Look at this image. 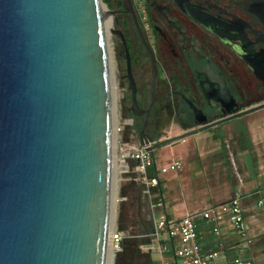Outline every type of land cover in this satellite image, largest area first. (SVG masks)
I'll list each match as a JSON object with an SVG mask.
<instances>
[{"label": "water", "instance_id": "1", "mask_svg": "<svg viewBox=\"0 0 264 264\" xmlns=\"http://www.w3.org/2000/svg\"><path fill=\"white\" fill-rule=\"evenodd\" d=\"M112 15L102 0H0V264H105L112 140L107 38H122L105 29ZM154 79L153 70L147 111ZM187 103L193 128L149 145V152L264 107H231L228 117L207 123Z\"/></svg>", "mask_w": 264, "mask_h": 264}, {"label": "flooded vegetation", "instance_id": "2", "mask_svg": "<svg viewBox=\"0 0 264 264\" xmlns=\"http://www.w3.org/2000/svg\"><path fill=\"white\" fill-rule=\"evenodd\" d=\"M107 9L111 28L122 36H113L121 114L130 112L131 126L140 127L139 142H153L145 133L149 125L158 132L166 122L193 125L187 101L207 123L228 117L231 107L264 104V0H117Z\"/></svg>", "mask_w": 264, "mask_h": 264}, {"label": "crops", "instance_id": "3", "mask_svg": "<svg viewBox=\"0 0 264 264\" xmlns=\"http://www.w3.org/2000/svg\"><path fill=\"white\" fill-rule=\"evenodd\" d=\"M243 124L237 133L226 127L220 137L207 129L165 146L170 158L160 168L173 162L180 168L156 173L167 216L196 215L197 245L205 253L217 252L214 264H264V109L245 117ZM153 164L157 172L155 159ZM235 195L244 209L243 235H236L228 223L205 222L198 215Z\"/></svg>", "mask_w": 264, "mask_h": 264}, {"label": "built area", "instance_id": "4", "mask_svg": "<svg viewBox=\"0 0 264 264\" xmlns=\"http://www.w3.org/2000/svg\"><path fill=\"white\" fill-rule=\"evenodd\" d=\"M127 126L132 125L131 119L126 121ZM143 142L132 144L128 140L117 142L118 145V173L122 180L136 185L140 196L145 200L152 231L145 235L148 238L146 250L149 254L158 256L159 264H214L218 257L216 251L205 253L197 245L196 224L193 214L186 213L179 219H171L165 211V203L159 191V179L149 175V170L154 168L151 152L147 150L149 145ZM112 165V158H111ZM180 164L173 162L169 165L155 169L158 174L179 170ZM121 202L125 197L119 198ZM240 196L235 195L227 203L212 206L198 215L205 221L215 224L228 223L236 235H243L246 229L244 223V209L240 203ZM261 205V202L258 203ZM217 234V230H214ZM112 247V262L115 254L120 251L122 241L121 232L113 228L108 236ZM232 264H246L238 260Z\"/></svg>", "mask_w": 264, "mask_h": 264}, {"label": "rangeland", "instance_id": "5", "mask_svg": "<svg viewBox=\"0 0 264 264\" xmlns=\"http://www.w3.org/2000/svg\"><path fill=\"white\" fill-rule=\"evenodd\" d=\"M110 28H111V24H110ZM117 50H118V44L115 42L114 37L112 35H109L107 38L108 59L110 62V71L112 75L115 76V88H114L115 90V99H114L115 100V129H114L115 137H116L117 142L118 141L124 142L125 140H128L132 144H138L139 143L138 129L134 128L133 126H127L126 121H128V119L130 118H124L121 114L119 101H120V97L122 96V91H120L118 87L119 70L117 67L118 66V61H117V56H116ZM253 113H250L248 115H252ZM248 115L230 120L228 122L222 123L208 130L211 133H214L215 135H218L220 137L224 136V133H226L225 132L226 127H230L235 133L243 131L244 129L243 121L245 117H247ZM185 131L187 130H182L180 126L176 125L175 123L172 124L171 122H166L160 127V132H159L160 137L154 143H157L158 141H162L167 138L175 137L177 135L184 133ZM221 152L223 155L225 154V151L223 149ZM151 155H152V159L153 160L155 159L156 163L159 165V163H161L162 161L165 162L167 161V158H170L169 148L162 147L160 149H156L151 152ZM159 169H160V165H159L158 170ZM172 173H175V172H171L170 174L172 175ZM170 174H167V175H170ZM117 176H118V179L115 183V197L113 199L114 212H115L113 228H116V230H117V227H116L117 215H118L120 206L122 204L119 199L121 190H124L126 193L129 194L128 195L129 197L127 198V200L123 201L124 202L123 205L127 212L128 218L131 221H135L137 218H142V219L147 218V208L145 206L143 199L141 197L139 198V194L137 193V190L135 188L136 185L134 184L135 186H133L130 182L122 180L123 176H120L119 173H117ZM138 229H139L138 226H136L134 222V227H130L128 230L121 232L122 240L129 238V237H133L135 235L134 232H137ZM135 237H143V235L142 236L136 235ZM146 246L147 245H141L139 247L141 253L147 254L149 256L151 264H159L158 256L155 254H149V252H147L146 250ZM111 262H112V256H111Z\"/></svg>", "mask_w": 264, "mask_h": 264}, {"label": "trees", "instance_id": "6", "mask_svg": "<svg viewBox=\"0 0 264 264\" xmlns=\"http://www.w3.org/2000/svg\"><path fill=\"white\" fill-rule=\"evenodd\" d=\"M102 2L109 8L111 9L112 6H114L117 3V0H102ZM124 118H131V114L130 112H124L122 115ZM136 129H140L139 126L134 125L133 126ZM180 128L182 130H189L191 128H193V125L191 124H183L180 125ZM158 128L156 126L153 125H149L147 127H145V133H148V137L150 139V141H157L160 137V133L157 130ZM149 175L151 176H155L156 172L154 168H151L149 170ZM131 183V182H130ZM133 186H135L133 183H131ZM137 190V193L139 194V198L140 193L138 191V188L135 187ZM129 194L126 193L124 190H121L120 192V197H125L126 200L129 197ZM142 198V197H141ZM125 200V201H126ZM145 206L147 208L146 202L143 199ZM121 206L120 209L118 211V215H117V230L122 232V231H126L128 230L130 227H134V222L135 225L138 226V230L137 232H134L135 235L133 237H129L126 238L124 240L121 241L120 243V251L118 253H116L114 260H113V264H151L150 258L147 254H143L141 253L139 247L141 245H146L148 244V238L144 237L145 235L149 234L152 231V222L150 219V215L148 212V208H147V220L146 219H142V218H137L135 221H131L128 216H127V212L124 208V202H121ZM133 235V234H132ZM136 235H143V237H135Z\"/></svg>", "mask_w": 264, "mask_h": 264}, {"label": "bare ground", "instance_id": "7", "mask_svg": "<svg viewBox=\"0 0 264 264\" xmlns=\"http://www.w3.org/2000/svg\"><path fill=\"white\" fill-rule=\"evenodd\" d=\"M103 11L105 10L102 8ZM105 29H110L109 24V17L104 22ZM109 63V74H110V86H111V117H112V140H111V158H112V165H111V201H110V216H109V233L113 229L114 225V202L113 199L115 197V183L118 179V145L115 137V76L112 75L110 71V62ZM117 129V128H116ZM111 256H112V247L110 244V240L108 238L107 245H106V256H105V264H111Z\"/></svg>", "mask_w": 264, "mask_h": 264}]
</instances>
